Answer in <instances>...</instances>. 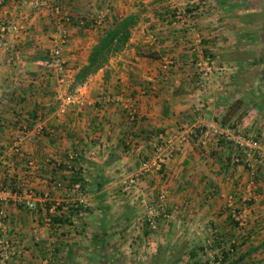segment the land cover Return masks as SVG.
Instances as JSON below:
<instances>
[{
    "label": "crops",
    "instance_id": "1",
    "mask_svg": "<svg viewBox=\"0 0 264 264\" xmlns=\"http://www.w3.org/2000/svg\"><path fill=\"white\" fill-rule=\"evenodd\" d=\"M58 1L62 18L32 0H0V220L21 253L9 264H202L233 242L234 264H264V164L234 163L233 145L202 126L216 120L264 137V0ZM173 7L188 8L193 27L170 22ZM102 12V27L76 22ZM130 14L124 48L72 88L105 29ZM59 33L63 82L48 58ZM192 47L212 56L205 93ZM72 93L80 100L64 107ZM159 134L178 151L125 192ZM13 188L34 190L37 209L16 202ZM43 196L58 204L57 222L46 221ZM245 201L256 220L242 229L228 207ZM153 205L167 213L156 230L145 221Z\"/></svg>",
    "mask_w": 264,
    "mask_h": 264
},
{
    "label": "built area",
    "instance_id": "2",
    "mask_svg": "<svg viewBox=\"0 0 264 264\" xmlns=\"http://www.w3.org/2000/svg\"><path fill=\"white\" fill-rule=\"evenodd\" d=\"M48 3V4H47ZM32 4L36 6L49 5L51 11L62 18L63 7L58 0H32ZM186 7H173L169 14L170 22L178 23L181 25H188L193 27L192 12ZM107 12L97 14L92 18L78 17L76 22L79 26L89 28H99L105 24ZM8 31V28L2 25L0 27V41L2 45L7 46L4 40V34ZM67 37L65 33H59L55 37V44L49 51V65L52 67L54 74L57 76L60 82L65 81L67 77V62L63 57V47L66 43ZM196 53L194 60V66L197 73L196 87L201 92L205 93L211 87V73L213 72L212 56L210 53H205L203 49L193 48ZM80 100L79 93H73L65 97L63 100V106L67 107L77 103ZM127 116L130 119H135L136 111L132 107H128ZM207 128L209 132L218 138L224 140L233 145L234 152L232 155V161L236 164H241L245 168L252 169L258 165L264 164V139L260 135H251L241 132L238 128L232 126H224L220 122L208 121L202 125ZM26 129L21 127L16 138L13 140V149L19 151L20 141L22 136L25 135ZM160 141L156 144L155 153L153 158H143L140 167L136 172L132 173L123 181L125 192L132 193L137 189V184L140 178L153 170H160L162 165L169 159H171L178 146L172 139H164L162 134L158 135ZM14 189V188H13ZM7 191L0 185V200L5 198ZM15 201L21 203L29 210H36L37 204L36 193L32 189L19 191L13 190ZM42 199L46 202L45 213L47 214L46 221L50 222V216L58 212V204L50 200L47 196H43ZM228 212L231 219L237 224L238 227L244 228L248 222L256 219L252 218L251 203L245 201L242 205L234 207H228ZM167 219V213L162 205H153L148 208V214L145 217V221L150 229L156 230L158 228L159 221L164 222ZM254 219V220H253ZM34 232L36 229L33 230ZM9 231L0 220V264H9L15 258H18L21 253L18 250L8 236ZM43 264H50L48 261H44ZM202 264H230L228 260H223L222 257L216 253H210L206 262Z\"/></svg>",
    "mask_w": 264,
    "mask_h": 264
},
{
    "label": "trees",
    "instance_id": "3",
    "mask_svg": "<svg viewBox=\"0 0 264 264\" xmlns=\"http://www.w3.org/2000/svg\"><path fill=\"white\" fill-rule=\"evenodd\" d=\"M136 19L137 17L135 14H130L118 21H114L111 26L105 29L97 43L91 48L86 63L75 73L72 81V88L83 83L90 74L101 68L112 55L124 48L130 37V28L134 26ZM75 180L82 184L81 179L74 178L73 181ZM229 218L230 221L237 226V224L231 219L230 215ZM58 220H60V217L57 213L50 216L51 223L57 222ZM244 233H248L246 229ZM235 246L236 242L230 243L226 248L223 247L218 250L216 255L219 254L223 260H228L230 264H234L232 256ZM157 257L161 258L160 251L157 252L156 258Z\"/></svg>",
    "mask_w": 264,
    "mask_h": 264
},
{
    "label": "rangeland",
    "instance_id": "4",
    "mask_svg": "<svg viewBox=\"0 0 264 264\" xmlns=\"http://www.w3.org/2000/svg\"><path fill=\"white\" fill-rule=\"evenodd\" d=\"M73 94V93H72ZM137 114V113H136ZM261 136V135H260ZM261 137H263V136H261ZM262 139H264V137L262 138ZM174 142V141H173ZM175 143V142H174ZM176 144V143H175ZM177 145V144H176ZM178 146V145H177ZM178 150H176V152H177ZM176 154V153H175ZM251 222H252V224H253V221H251L250 220V222H248V224H247V226L248 225H250L251 224ZM209 255H210V251H209V253H205V254H203V259H202V261L203 262H206V260L208 259V257H209Z\"/></svg>",
    "mask_w": 264,
    "mask_h": 264
}]
</instances>
